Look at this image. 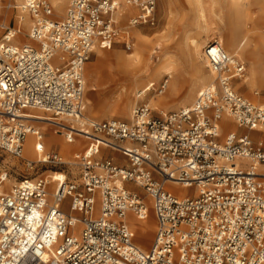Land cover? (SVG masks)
<instances>
[{
    "label": "built area",
    "instance_id": "obj_1",
    "mask_svg": "<svg viewBox=\"0 0 264 264\" xmlns=\"http://www.w3.org/2000/svg\"><path fill=\"white\" fill-rule=\"evenodd\" d=\"M121 5L138 11L130 24L154 25L156 0H70L63 19H54L52 0H0V11L32 19L24 42L17 21L0 22V150L28 167L77 172L63 171L53 186L48 176L25 177L0 193V264H264V136L251 135L264 133V102L236 90L247 63L220 39L203 47L213 83L191 105L154 114L141 103L129 121L85 114L84 66L94 45L110 49L119 38ZM224 117L246 132L225 131ZM40 120L89 145L71 161L46 150ZM28 135L34 160L24 156ZM8 175L0 169V188ZM168 180L192 191L168 190ZM141 191L156 217L148 250L130 222L148 216Z\"/></svg>",
    "mask_w": 264,
    "mask_h": 264
},
{
    "label": "bare ground",
    "instance_id": "obj_2",
    "mask_svg": "<svg viewBox=\"0 0 264 264\" xmlns=\"http://www.w3.org/2000/svg\"><path fill=\"white\" fill-rule=\"evenodd\" d=\"M121 3V0H117ZM189 5L192 7L191 10L195 11L198 17H194L195 21L199 24L201 21L203 25L201 27L205 28L207 32L213 31V25L221 26V30L224 33L223 37H220L223 44L229 47V52L234 55H239V50L246 42H254L257 44V48L264 53V36L259 33L256 26L251 25L253 22L252 10L255 5H259L262 8V13L258 16V19L264 20V0H187ZM70 0H52L54 7L58 14L63 15L67 11V7ZM217 9L225 15L217 14ZM119 24L126 20L133 19L138 11L135 7L121 5L119 7ZM13 11H9L7 16L3 18V22L8 24L11 19ZM17 15V24L20 26L25 25L28 27V30L32 28V19L29 14L19 10L16 12ZM25 27V28H26ZM24 28V29H25ZM22 30V29H21ZM23 34L25 33L22 30ZM25 39L24 35H21V39ZM214 37L209 35L206 40L202 39V32L197 33L195 37H191L189 45L193 48L196 53L197 59H200L202 64L207 67L205 60L203 59L202 52L204 45L209 41L213 40ZM149 44L148 40H139V50L136 52H131L127 55L120 53L119 51H106L108 49H103L98 45H94L93 49L96 53L93 61L87 62L85 64V85L87 89V94L90 96L88 100L91 105L99 104L100 100L95 91L99 90L102 87L108 89L106 95L111 102L109 104L118 108L119 113L128 119L132 117L133 109L139 105L140 102H145L149 97L148 91L152 88H155L157 85V77L161 74L168 75L171 77V67L168 64L165 66L155 65L152 66L148 62L145 63L144 51L147 50V45ZM234 49V50H233ZM251 63L253 64V70L250 77L243 78L238 82L236 88H239L244 85L249 87L256 86L257 84H262V76L264 74V66L262 62L259 61L258 57H252ZM87 68V69H86ZM208 68V67H207ZM209 70V69H208ZM210 72V70H209ZM212 80L206 82L205 76L195 75L192 79L194 84L198 85V90H201L207 83H213ZM147 77H152L147 81L146 85L141 86L138 84L139 80ZM168 79H166L167 83ZM107 85V86H106ZM131 85V86H130ZM133 85V87H132ZM208 85V84H207ZM106 86V88L104 87ZM132 88V89H131ZM189 96L192 94V89L190 88L187 92ZM257 95V94H256ZM132 96H135V99L132 100V103L129 102ZM188 96V97H189ZM254 99L262 101L261 96H255ZM140 101V102H139ZM150 102V103H149ZM147 104H153L156 109H160L165 105L164 98L160 96V93L157 95V98L150 97ZM33 115L36 118H46V114L39 111H34ZM42 128L44 131L50 133L45 139V146L48 149V146H59V151L62 154L76 153L77 148H79L83 143L81 142L79 136L74 138L73 143H69L66 139H62V135L57 134V128L50 122L46 120H40ZM223 129H227L233 132L238 131V126L234 121L228 117H224L221 122ZM64 138V137H63ZM25 143V154L29 159L37 157V152L35 149V141L32 135H28ZM88 142V141H87ZM105 147H101L100 151L103 152ZM115 154H117L115 152ZM63 158L64 155H63ZM66 159V158H65ZM7 160V158H6ZM48 180L52 185L56 184L57 181L65 180L66 176L63 171H54L51 174L47 175ZM8 178V176H7ZM9 179V178H8ZM9 182L6 183L9 186ZM4 185V186H6ZM166 189H170L181 195H186L189 192L190 188L180 185L176 182L168 180L165 183ZM6 190H1L0 193L5 192ZM145 203L148 210V216L146 219L141 220L139 218H131V226L137 229L138 235L136 236V231L134 230V241L138 247L145 250L146 246L150 245L152 240L155 219L152 212V203L151 199L147 197Z\"/></svg>",
    "mask_w": 264,
    "mask_h": 264
},
{
    "label": "rangeland",
    "instance_id": "obj_3",
    "mask_svg": "<svg viewBox=\"0 0 264 264\" xmlns=\"http://www.w3.org/2000/svg\"><path fill=\"white\" fill-rule=\"evenodd\" d=\"M191 8L192 7L189 5L187 0H156V13L154 25H151L149 23L143 25H133L130 24V20L125 19V21L121 23V26L118 25L120 26L119 30H121L119 38L110 47V49L106 50L108 52L119 51L120 53L127 55L131 52H136L140 49L138 48L140 39L148 40L149 44L147 45V50H145L143 53V55L145 56V63L148 62L152 66L159 65L161 67L165 66V64L170 65L171 77H168V75L164 74L159 75L156 80L157 85L155 86V88H152L148 91L149 97L145 100V102L139 101V104H147L149 102L150 97L157 98L161 85L166 79H168L166 88L162 93H160V96L164 98L165 105L162 106L160 109H156L153 104H150L151 108L154 110V114H159L160 112H166L170 110H178L180 108H184L185 106L191 105L195 101L198 91H200L198 90V85L192 82V79L195 77V75H201L202 73L206 78V82L212 80V76H210L208 68L201 63L202 61L200 59H197L195 51L189 45V41L191 37H195L197 33H200V31L202 32L203 40H206L210 34L214 38L221 39L220 37H223L224 33L222 32L221 26H219V24L213 25L212 27L214 28V30L207 32L205 28L201 27L203 25L202 21L199 24L195 21L194 17H198V15L195 11H192ZM216 11L217 14L219 13V15H225L224 13L220 12L219 9H217ZM8 13L9 11L1 9L0 22L5 16H7L6 14ZM261 13L262 8H260L259 5H255L251 13L253 15V22H251V25L256 26L259 33L264 36V20L261 21L258 19V16H260ZM12 15L13 16L11 17L8 23H14L15 21H18L16 11L13 12ZM65 17L66 12L63 13V15H60L55 10L54 19H63ZM25 27V25L22 26V30H24L25 32L24 34L22 32V35H24L25 37V39H21L22 42L28 40V27ZM2 31L3 30L0 29V38L3 34ZM129 38L131 40V45L127 48L125 43ZM223 45H225V43ZM225 47L229 51V47L227 45H225ZM95 56L96 53L93 52L88 62L93 61ZM238 56H240L245 61V63H247L246 74L243 78L251 76L253 70V64L251 63L252 57L257 56L259 61L262 62L264 66V53L260 49H258L257 44L252 41L246 42L241 47ZM243 78L238 80V82H240ZM150 79H152V77L143 78L139 80L138 84L144 86ZM262 80V84H257L253 87L244 85L239 88H236L238 84L237 82L235 88L243 96L252 100L255 103L260 102L254 99L255 96H261V98H263L261 102H264V74L262 76ZM106 86L104 87L106 88ZM190 88L192 89L191 96L187 94ZM107 90L108 89H104L102 87V89L100 88L99 90L95 91L99 97L100 102L99 104L91 105L90 103H88V100H90V96H88L86 89L85 102L87 103V107L85 110V114L93 119L97 118L103 120L116 118L120 120L129 121L130 119L123 117L119 113L118 108L109 104L111 102V99H109L106 95ZM256 92H259V94L255 95ZM134 99L135 96H132L129 102L132 103V100ZM225 131L228 130L225 129ZM239 131L246 132V130H238L237 132L239 133ZM45 132L46 134L44 136V140L50 135V133H48L47 131ZM251 134L253 135V138L255 140L259 139L261 136H264V133L259 131L251 132ZM60 138L64 139L63 137ZM80 140L83 144L79 148H77V151L83 150L88 144L87 140L83 138H80ZM46 150L59 151V146H48V149L46 148ZM62 155H64V157L68 161H71L73 159V153ZM109 155H113L112 152H109ZM24 156L28 158L25 154V149ZM34 159H36V155L31 160ZM6 167L7 169H9V179L6 180V183L9 182L10 184L9 186H7L5 183L6 186H4V188H0L1 190L6 191L10 190L15 184L23 180L25 177L36 178L47 176L48 174H51L54 171H64L69 172L71 174H77L75 169L68 164H65L60 169L51 167L47 164H36L33 167H28L24 163H22V160L13 159L7 152H3L2 150H0V169H4ZM191 191L192 190L190 189L187 194H189ZM141 192L142 194H144L146 199V193L143 191ZM68 202L69 199L66 200L63 206L66 210L68 209ZM152 212L155 219V228L156 217L153 210ZM130 218L135 219L136 216L134 214H130ZM131 228L136 231L137 236V229L132 226ZM155 231L156 228L154 229L150 245L146 246L147 248H145V250H148L151 247L153 238L155 236Z\"/></svg>",
    "mask_w": 264,
    "mask_h": 264
},
{
    "label": "crops",
    "instance_id": "obj_4",
    "mask_svg": "<svg viewBox=\"0 0 264 264\" xmlns=\"http://www.w3.org/2000/svg\"><path fill=\"white\" fill-rule=\"evenodd\" d=\"M240 130V129H239ZM243 130V129H242ZM252 135V134H251ZM253 136V135H252ZM89 145V142L87 144V146ZM86 146V147H87ZM103 152H105L107 155H109V152L108 150H104ZM117 153V152H116ZM112 154L115 156V157H121L119 153L115 154V152L113 151ZM113 155H109V156H113Z\"/></svg>",
    "mask_w": 264,
    "mask_h": 264
}]
</instances>
